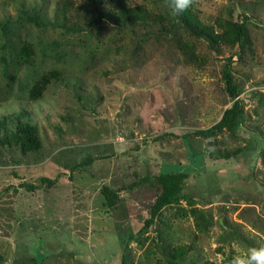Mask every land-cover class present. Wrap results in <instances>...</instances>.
<instances>
[{
  "label": "rangeland",
  "instance_id": "obj_1",
  "mask_svg": "<svg viewBox=\"0 0 264 264\" xmlns=\"http://www.w3.org/2000/svg\"><path fill=\"white\" fill-rule=\"evenodd\" d=\"M120 1L148 26L105 18ZM190 9L215 33L245 27L242 52L184 30L167 0H0V264H231L264 246V0ZM232 55L241 125L198 135L235 102ZM19 121L39 151L15 142ZM170 173L182 200L145 226Z\"/></svg>",
  "mask_w": 264,
  "mask_h": 264
},
{
  "label": "trees",
  "instance_id": "obj_2",
  "mask_svg": "<svg viewBox=\"0 0 264 264\" xmlns=\"http://www.w3.org/2000/svg\"><path fill=\"white\" fill-rule=\"evenodd\" d=\"M104 16L108 20L117 23L121 29L132 28L133 30L147 27V20L151 19L149 12L143 7L130 8L122 1L119 2V7L116 10L106 12ZM65 20H67L66 17L63 18V22L61 23L64 27L66 25V23H64ZM33 21L37 22V24L40 23V17L38 14ZM179 25L190 34L203 39L205 38L212 46L216 43L230 46L234 49L239 46L241 52L244 49V41L247 35L245 27H237L235 24L230 23V25L225 28L222 33H215L210 28L203 26L199 19L195 18L190 8L179 15ZM67 29L75 31L73 27H68ZM21 53V58L26 57V55L29 56V48L26 46L23 47ZM191 59L194 61L192 57ZM233 64L234 55L226 59L223 78L227 85V89L232 98H234L235 102L231 108L224 112V115L219 123L209 129L198 131V135L210 137L219 131H223L225 128L233 130V128L235 129L241 125L240 120L243 115V103L239 98L238 87L235 84L234 74L232 71ZM47 83L48 78L46 77L43 80V83L38 87L39 90L43 89ZM5 119V117L0 119V127L2 121L4 122ZM13 139L21 146L22 151L25 153L39 151L42 147L38 128L29 122H18L17 131L14 132ZM185 179L186 175L183 173L162 174L157 177V181L162 188V192L156 199V202L151 210V217L146 221L145 226L152 225L155 218L163 208L180 203L182 200L183 181ZM42 182H47L51 185L54 183L53 180L45 178L42 179ZM103 195L106 198L107 204L111 207L114 206L115 202L120 198L119 195L109 187L103 188Z\"/></svg>",
  "mask_w": 264,
  "mask_h": 264
},
{
  "label": "clouds",
  "instance_id": "obj_3",
  "mask_svg": "<svg viewBox=\"0 0 264 264\" xmlns=\"http://www.w3.org/2000/svg\"><path fill=\"white\" fill-rule=\"evenodd\" d=\"M194 0H167L172 16L176 17L187 11ZM231 264H264V246L252 247L242 255L235 256Z\"/></svg>",
  "mask_w": 264,
  "mask_h": 264
}]
</instances>
